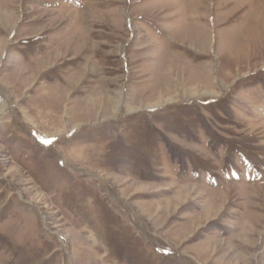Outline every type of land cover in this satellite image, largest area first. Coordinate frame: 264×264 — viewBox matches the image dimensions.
Masks as SVG:
<instances>
[{"label": "rangeland", "instance_id": "1", "mask_svg": "<svg viewBox=\"0 0 264 264\" xmlns=\"http://www.w3.org/2000/svg\"><path fill=\"white\" fill-rule=\"evenodd\" d=\"M0 264H264V0H0Z\"/></svg>", "mask_w": 264, "mask_h": 264}, {"label": "bare ground", "instance_id": "2", "mask_svg": "<svg viewBox=\"0 0 264 264\" xmlns=\"http://www.w3.org/2000/svg\"><path fill=\"white\" fill-rule=\"evenodd\" d=\"M119 103H121V104H122V102H121L120 100H119ZM115 108H116V107H115ZM115 108H114V110H115ZM191 187H192V186H189V185H188V186H184L183 188H186V189H191Z\"/></svg>", "mask_w": 264, "mask_h": 264}, {"label": "crops", "instance_id": "3", "mask_svg": "<svg viewBox=\"0 0 264 264\" xmlns=\"http://www.w3.org/2000/svg\"><path fill=\"white\" fill-rule=\"evenodd\" d=\"M210 215V214H209Z\"/></svg>", "mask_w": 264, "mask_h": 264}]
</instances>
